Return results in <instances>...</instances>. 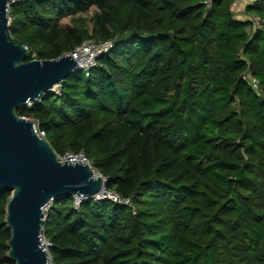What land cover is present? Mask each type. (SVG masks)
I'll list each match as a JSON object with an SVG mask.
<instances>
[{
  "label": "trees",
  "instance_id": "16d2710c",
  "mask_svg": "<svg viewBox=\"0 0 264 264\" xmlns=\"http://www.w3.org/2000/svg\"><path fill=\"white\" fill-rule=\"evenodd\" d=\"M235 1L11 4L8 31L28 60L114 41L89 75L17 109L58 156L82 154L131 202L54 200L52 264H264V0L242 16ZM11 196L0 193V264H15Z\"/></svg>",
  "mask_w": 264,
  "mask_h": 264
},
{
  "label": "water",
  "instance_id": "95a60500",
  "mask_svg": "<svg viewBox=\"0 0 264 264\" xmlns=\"http://www.w3.org/2000/svg\"><path fill=\"white\" fill-rule=\"evenodd\" d=\"M11 4L0 0V193L12 194L6 206L8 254L15 264H49L41 242L43 207L63 196L93 197L105 178L88 162L61 159L34 120L18 114L82 69L71 53L28 60V47L8 31Z\"/></svg>",
  "mask_w": 264,
  "mask_h": 264
},
{
  "label": "built area",
  "instance_id": "2783aa9c",
  "mask_svg": "<svg viewBox=\"0 0 264 264\" xmlns=\"http://www.w3.org/2000/svg\"><path fill=\"white\" fill-rule=\"evenodd\" d=\"M17 1H19V0H13V3H15ZM252 1H254V0H251L250 2H252ZM250 2H247V3H250ZM239 6L240 5H238L237 1H235V3L233 4L232 7L237 13H239L242 16V14H244V7L240 8ZM248 19H250L253 22V27L254 28H258L260 26L261 21H262L261 18H259L257 16H249ZM113 47H114V41L113 40H107V41H101V42H95L93 40H88V41H85L81 46H79L71 54L77 60L79 68L82 69V71H85L87 73V75H89V72L93 68L96 67L97 59L99 58V56L105 54L106 52H108ZM60 85L54 87L52 92H54L56 94H60ZM251 85H252L253 88H258V81H257L256 78L251 77ZM30 104H31V102L28 103V105H30ZM35 126H36V124H35ZM36 129H37V126H36ZM37 132L40 135V137H42V138L46 137L45 136V132L38 131V129H37ZM60 158L61 159L71 160V161H73V160H82L84 162H88L87 158H85L82 154L79 155V156H67L65 158H62V157H60ZM87 198L88 197L83 196V195L75 196V207H78L79 204L81 203V201L84 200V199H87ZM93 198L96 199V200L108 199V200H111V201H113L115 203L126 204V205H129V206L131 205L130 199L124 198L120 194H118L117 192L108 190L105 187L102 189V191H100L99 193L95 194L93 196ZM52 202L53 201H50L49 203H47L43 207L44 221L47 218L48 211L51 208ZM133 211L135 212L134 209H133ZM41 242H42V246L48 252L49 264H52V259H51V256L49 254V248L51 246V243L44 236L43 229H42Z\"/></svg>",
  "mask_w": 264,
  "mask_h": 264
},
{
  "label": "crops",
  "instance_id": "0c3cea01",
  "mask_svg": "<svg viewBox=\"0 0 264 264\" xmlns=\"http://www.w3.org/2000/svg\"><path fill=\"white\" fill-rule=\"evenodd\" d=\"M248 1H249V0H248ZM237 3H238V5H240V6H239L240 8H241V7H245L246 4H248L247 2L244 3V0H237Z\"/></svg>",
  "mask_w": 264,
  "mask_h": 264
},
{
  "label": "rangeland",
  "instance_id": "374dc122",
  "mask_svg": "<svg viewBox=\"0 0 264 264\" xmlns=\"http://www.w3.org/2000/svg\"><path fill=\"white\" fill-rule=\"evenodd\" d=\"M251 0H244V3H246V2H250ZM95 8H93L89 13H87L86 15L88 16V17H90L92 14H94V12H95Z\"/></svg>",
  "mask_w": 264,
  "mask_h": 264
}]
</instances>
